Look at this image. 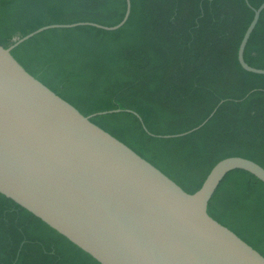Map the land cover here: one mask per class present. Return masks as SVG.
Instances as JSON below:
<instances>
[{"label": "trees", "instance_id": "obj_1", "mask_svg": "<svg viewBox=\"0 0 264 264\" xmlns=\"http://www.w3.org/2000/svg\"><path fill=\"white\" fill-rule=\"evenodd\" d=\"M263 1L130 0L129 16L115 30L49 28L19 43L11 55L193 193L225 157H245L264 167V74L244 70L237 60L253 16L250 6ZM125 7V0H0V45L8 47L48 24L112 26ZM244 60L264 69V9ZM207 212L264 256L262 181L245 170L227 172ZM0 264L100 263L0 193Z\"/></svg>", "mask_w": 264, "mask_h": 264}, {"label": "water", "instance_id": "obj_2", "mask_svg": "<svg viewBox=\"0 0 264 264\" xmlns=\"http://www.w3.org/2000/svg\"><path fill=\"white\" fill-rule=\"evenodd\" d=\"M125 1L123 18L115 25L48 24L15 38L8 47L0 45V193L100 264H264V256L207 212L227 172L245 170L264 183V167L245 157H225L188 193L93 123L95 114L80 113L11 55L19 43L49 28L91 25L115 30L129 16L130 0ZM250 7L253 16L237 60L244 70L264 74L263 68L244 60L264 1Z\"/></svg>", "mask_w": 264, "mask_h": 264}]
</instances>
